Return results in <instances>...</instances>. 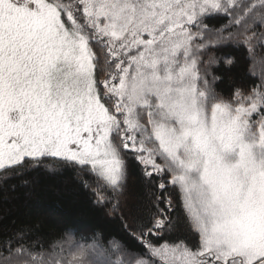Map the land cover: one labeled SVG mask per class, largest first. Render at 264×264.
<instances>
[{
    "label": "snow or ice",
    "instance_id": "snow-or-ice-1",
    "mask_svg": "<svg viewBox=\"0 0 264 264\" xmlns=\"http://www.w3.org/2000/svg\"><path fill=\"white\" fill-rule=\"evenodd\" d=\"M38 169L120 234L5 207L0 264H264V0H0V199Z\"/></svg>",
    "mask_w": 264,
    "mask_h": 264
},
{
    "label": "trees",
    "instance_id": "trees-1",
    "mask_svg": "<svg viewBox=\"0 0 264 264\" xmlns=\"http://www.w3.org/2000/svg\"><path fill=\"white\" fill-rule=\"evenodd\" d=\"M223 51L240 56L232 49ZM21 180L30 183L21 186ZM11 183L17 187L8 193L7 202L0 199V209L10 208L11 217L18 223L39 221L46 240L60 236L65 229H71L77 240L86 238L80 241L86 243L92 242L96 232L103 233L105 240L120 234L119 221L108 218L103 209L92 204L90 193L73 179L70 171L49 173L38 169L16 177Z\"/></svg>",
    "mask_w": 264,
    "mask_h": 264
}]
</instances>
